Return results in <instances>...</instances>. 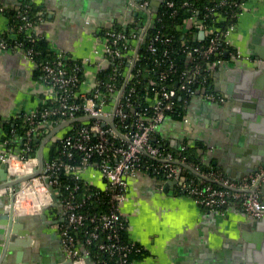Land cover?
<instances>
[{
  "label": "built area",
  "instance_id": "2783aa9c",
  "mask_svg": "<svg viewBox=\"0 0 264 264\" xmlns=\"http://www.w3.org/2000/svg\"><path fill=\"white\" fill-rule=\"evenodd\" d=\"M18 1L20 5L16 10L21 24L15 27L9 25L7 32L0 35V51L21 54L33 62L36 69L43 73L42 83L46 93L40 110L23 114L25 142L14 133L15 137L3 140L0 166H6L10 179L32 174L38 166V158L35 155L37 148L30 145L32 140L44 139L63 122L91 117L67 125L60 131L62 135L53 137L55 143H60L57 157L45 160L46 174H41L22 186L15 199L16 202L21 193L32 190L34 193H44L49 199L48 203L42 201L44 204L41 203L39 208H36L33 202L32 212L40 214L44 206L51 208L53 205L61 210V215L56 217L59 222L62 221L57 227V233L68 260L73 264H88L87 259H91L89 247L96 244L100 252L109 256L116 264H135L130 256L141 249L122 238L128 221L121 212V206L128 197V178L138 173L152 172L169 181H176L177 190L187 194L210 212L224 214L227 209L240 206L250 220L258 221L264 218V198L261 196L264 167H259L257 172L236 181L221 172H204L199 166L189 163L182 153L195 144L184 142L176 150L177 154H173L166 152L161 141L156 139L159 127L167 119L168 113L174 110L179 91L185 92L190 98H201L212 105L230 104L221 91L222 95H215L205 88L213 76L215 79L226 62H256L254 57L246 56L239 50L230 52L221 43V40H224L227 45H231L229 38L236 30L242 14L247 11L248 1L240 5L236 3L235 7L238 6L241 10L234 15L220 11L228 5L227 0H220L208 10L204 20L211 15L218 22L230 20V24L223 30L215 25H207L204 20L199 19V10L192 0H185L178 5L168 0H129L128 4H131L136 17L140 16L138 22L136 18L130 22H137L138 30L127 34L125 30L111 27L96 32L101 42V53L96 50L94 54L102 61L96 64L99 71L92 81H89L87 74L89 63H92L90 59L80 60L82 65L71 70L68 69L67 63L76 59L63 51H54L55 58L48 62L36 61L34 55L37 52L33 48H24L18 36L25 35L29 42L45 38L44 35L36 33L45 17V7L36 0ZM154 1L160 3L158 11L164 6L172 10L173 16L179 10L189 8L191 16L176 29L186 33L194 28L198 30L199 36L204 33L205 37L200 40L207 39L206 44L199 47L183 44L188 62L193 63L197 58L214 57L215 60L206 63L205 67L196 64L183 71L179 81L175 83V88H167L161 83L168 79L167 71L159 73V81L156 78L149 79L150 86H160L154 97L146 99V103L154 112L150 116L147 110L136 109L140 104L136 105L133 97L141 84V69L135 71L139 65V51L146 43L154 21L160 20L156 17L158 11H153ZM25 4L26 10L24 8L19 11ZM34 5L40 9L35 20H30L27 11ZM0 12H5L3 7ZM232 19L236 21H231ZM124 26L127 27L128 24ZM172 39L169 36L156 35L151 39L146 51L155 55L159 43L168 45ZM167 53L168 50H165L166 58ZM170 64V70L176 73L175 64ZM105 70L110 71L105 78H100V73ZM80 73L83 74L82 79L79 77ZM201 74L204 75L201 77ZM185 105L188 113L183 121L188 123L191 105L188 107L187 101ZM113 117L112 123L104 120ZM187 166L198 173V177L212 184L189 180L185 173ZM89 175L101 176L105 187H96L89 183L86 180ZM63 178L71 180L72 183L65 184ZM45 179L49 180L48 185ZM81 184L87 188L85 192L81 191ZM49 186L53 190H50ZM92 188L98 190L92 191ZM101 193L106 196L100 198ZM0 196L8 199L9 190H0ZM92 203H101L104 209L91 213L87 208ZM79 235L83 239H80Z\"/></svg>",
  "mask_w": 264,
  "mask_h": 264
},
{
  "label": "crops",
  "instance_id": "0c3cea01",
  "mask_svg": "<svg viewBox=\"0 0 264 264\" xmlns=\"http://www.w3.org/2000/svg\"><path fill=\"white\" fill-rule=\"evenodd\" d=\"M36 1L45 7V17L36 33L44 35L53 51H63L76 60L90 59L89 81L95 78L99 71L96 64L102 61L94 54L96 50L101 53L96 32L118 23L127 25L136 16L129 0ZM19 5L18 0H0L5 12L16 10ZM5 12H0V35L9 27ZM88 18L93 21L87 22ZM229 39L231 46L246 56L256 60L259 53L264 55V0H248L247 11ZM224 68L214 79L218 91L224 89L233 97H257L242 100L240 106L212 105L195 98L188 123L167 118L157 135L167 150L176 151L184 142H201V162L212 164L226 175L225 169L229 168L235 178L227 176L237 181L238 177H246L252 152L264 150V75H257V61L226 62ZM36 70L23 55L0 51L2 118H17L41 109L46 90L42 78L36 77ZM234 101L241 102L240 98ZM3 137L0 125V152ZM52 142L53 139L45 144L44 154ZM86 180L96 187H105L101 176L89 175ZM128 184V197L121 212L128 221V240L143 251L135 264L263 263L264 227L259 220H250L240 206H233L224 214L210 212L193 198L176 195L174 183L146 173L129 177ZM1 200L5 202L7 198L0 196ZM23 203L21 211L14 209V217L22 218L28 234L19 238L17 250L11 251L3 264H73L66 258L57 233L62 221L56 217L61 210L51 207L45 213L26 214ZM87 261L92 264L90 259Z\"/></svg>",
  "mask_w": 264,
  "mask_h": 264
},
{
  "label": "trees",
  "instance_id": "16d2710c",
  "mask_svg": "<svg viewBox=\"0 0 264 264\" xmlns=\"http://www.w3.org/2000/svg\"><path fill=\"white\" fill-rule=\"evenodd\" d=\"M168 1H173L177 5L180 3H183L185 0H168ZM220 0H192V3L198 8L199 14L198 17L199 19L204 20L205 14L208 13V10L215 6L216 3H218ZM228 5L225 7H222L220 9L221 13L228 12L229 15H234L236 13H240V7L236 6L235 4L238 3L240 5L243 2H246L248 0H227ZM27 4L22 5L20 10L25 8ZM38 6H32L30 9H28V17L30 20H35L36 14L39 11ZM26 10V8H25ZM9 25L12 27H15L17 25L21 24L20 19L18 18V10H9L5 12ZM191 16V11L189 8H184L179 10V12L173 16L172 15V10L167 9L166 7L162 6L160 10L158 11V14L156 17L160 18L159 21L155 20L152 27L150 28L148 32V39L144 45H142L140 51H139V65L135 69H141V84L137 87V91L135 93V96L133 97V102L140 106H136L137 110H147L148 114L150 116L153 115V111L150 109L148 104L146 103V99L149 97H154L156 93L159 92L160 86H150L149 84V79H157L159 81V73L162 71H167L169 74V77L167 80L161 82L163 86H166L167 88H175L176 85L175 83L179 81V76L182 74L183 71H186L192 67H194L196 64H200L201 66L205 67L206 63L209 62H214L215 58L211 57L209 59H196L193 63L191 61L188 62V58L186 55V52L184 51L183 44H186V46L189 47H199L204 44H206V40H200L199 38V32L198 30L191 28L188 30V32H180L176 29L177 26L181 25L186 19H188ZM233 17V16H232ZM136 21L138 22L140 20V16L136 17ZM207 25H215L218 28H222L225 30V28L230 24V20L228 22H222V21H217L214 16L211 15L208 18L204 20ZM231 21H236L232 19ZM137 22L135 24H128L127 27L124 25H121V23L115 24L113 28L115 29H122L125 30L127 34H130L133 30H138L136 28ZM142 23V22H141ZM156 35L160 36H169L172 37V42L169 43L168 45H163L161 43L158 44V52L155 55H151L149 52L146 51V48L148 44L150 43L151 39L154 38ZM19 41L24 44V48H33L37 53L34 55V58L36 61L40 63L48 62L50 60H53L55 58V52L52 50L50 47L49 42L45 39H38L34 42H29V40L26 38L25 35L20 34L18 36ZM221 43L223 47L228 49L230 52H234L236 49L231 46L227 45L224 40H221ZM165 50H168L167 53V58L164 56ZM170 63L175 64V68L177 70L176 73L174 71L170 70ZM81 61L80 60H70L67 63L68 69L76 68L77 66H80ZM110 70H105L100 73V78H105L107 74L109 73ZM36 77L37 78H42L43 73L40 70H36ZM204 74H201V77ZM80 79H82L83 74L80 73L79 75ZM212 85V86H211ZM193 87V86H192ZM195 87H193L194 89ZM206 91L209 93H213L215 95H222L220 91L216 89L215 83H214V76L213 78L209 81V85L206 86ZM207 92V93H208ZM187 101L188 107L193 104L194 99L190 98L186 95L185 92L179 91V94L177 98L175 99V107L174 110L168 113L167 118L168 119H174L177 121H182L184 117L187 115L188 110L187 106L185 105V102ZM0 125L2 126V130L4 133L3 140L7 138H11L12 136L17 135L18 138L24 143L25 142V119L24 115H20L17 118H12V119H6L2 118L0 116ZM14 133V134H13ZM58 135H62V132H60ZM157 140L161 141L159 136L156 138ZM42 140H32L30 145L35 146L37 148L35 155H37V152L39 151L40 145L42 143ZM20 143V141H19ZM21 145H24V144ZM162 144V143H161ZM204 148V145L201 142H195V146L192 148L187 149L185 152L182 153V156H185L188 160L189 163L199 166L204 172H221L224 175H226L223 171L219 170L217 167L211 165H205L201 162V156L198 152L199 149ZM60 150V143L59 142H52L48 144L45 147V154L44 158L47 159H54L57 157L58 153ZM166 152L168 153H173L177 154V151L175 150H167L165 149ZM148 159V158H147ZM186 176L189 180H193L196 183H201L204 181L205 184H212L210 181L203 180L202 178L198 177L195 175L192 171L189 169L185 170ZM148 175L156 177V178H164L163 176H157L154 173L150 172ZM227 176V175H226ZM63 181H65V184H70L72 183L71 180L63 178ZM218 186L217 184H214ZM87 190L86 187H84L81 184V191L85 192ZM98 189L92 188V191H96ZM175 194L176 195H186L183 192H180L179 190L175 189ZM106 196L105 193H101L100 198H104ZM104 209L101 207V203H92L91 205L88 206L87 210L89 212H94V211H99ZM53 211L56 212L57 209L53 208ZM128 229V225H127ZM127 229L123 232L122 238L125 242H130L127 238ZM80 239H83L79 235ZM137 248H140V246L136 245ZM90 252H91V261L92 264H116L114 260H111L109 256L104 255L100 252L98 246L96 244L92 245L89 247ZM141 249V248H140ZM143 251L142 249L139 252H133L131 254L130 259L135 262V259L142 255Z\"/></svg>",
  "mask_w": 264,
  "mask_h": 264
},
{
  "label": "water",
  "instance_id": "95a60500",
  "mask_svg": "<svg viewBox=\"0 0 264 264\" xmlns=\"http://www.w3.org/2000/svg\"><path fill=\"white\" fill-rule=\"evenodd\" d=\"M159 2L154 1L153 5V11L156 12L158 11L159 7ZM91 18H88L87 22H92ZM200 39H203L205 37L204 33L200 34ZM227 57V53H226ZM257 64H258V70L257 75H264V55L259 53V57L256 58ZM225 68L223 67L220 71L219 74L223 73ZM220 91L225 95V97L230 101L231 106H236V105H242V100H249L251 97H257L256 94L254 96L251 95H242L239 96L238 94H235L234 97L233 95H230L226 90L221 89ZM253 95V93H252ZM241 100V102H236L234 101L235 99ZM234 99V100H233ZM246 106V103L244 104ZM248 106L251 107V104ZM85 119H91V117L87 118H80V119H75L67 122H63L59 124L57 127H55L43 140L41 147L39 148V151L37 152V158H38V166L37 168L33 171L32 174H27L25 176H21L18 178L10 179L7 174V168L5 165L0 166V190L2 189H8L9 190V198L3 202L2 200L0 201V264L4 263L5 257L8 256L11 251L17 250V242L19 241V238L25 236L28 234L27 230L25 229V226L21 222L22 218H17L14 217L13 213V207L15 204V199H16V194L20 191V188L22 186H25L29 181L39 177L41 174H46V167H45V158H44V146L45 144L52 140L53 137L58 134L63 128H65L67 125L74 123L78 120H85ZM105 121H109L112 123V120H114V117L111 119L104 118ZM254 154L253 159L251 161V165L249 168L246 170L244 176H249L252 173H255L258 171L259 167H264V150H261L259 152H252ZM258 154V155H257ZM189 170H191L195 175H198V173H195L194 170L190 167L187 166ZM225 172L229 177H232L233 179L235 178L234 174L231 172L229 168L225 169ZM245 177H238V180H241ZM172 183H176V181H170ZM45 183L48 185L49 180L45 179ZM50 190H53L51 186H49ZM261 196L264 198V186L261 188ZM56 207V205H53ZM50 208V206H44L42 209V213H45V210ZM259 224L264 227V218L259 220ZM261 227V228H262ZM264 263V260H262ZM70 262H72L70 260ZM261 261H258L257 264H263Z\"/></svg>",
  "mask_w": 264,
  "mask_h": 264
},
{
  "label": "bare ground",
  "instance_id": "6f19581e",
  "mask_svg": "<svg viewBox=\"0 0 264 264\" xmlns=\"http://www.w3.org/2000/svg\"><path fill=\"white\" fill-rule=\"evenodd\" d=\"M32 198L34 199L36 208H39V205L41 203H43L42 201H44L45 203H48V201H49V199L46 198L44 193H36V192L34 193L32 190L31 191L28 190L27 192H23L18 196V199L15 202L14 207H13V213H14V209H15V212L21 211V204L25 200H29ZM22 210H24V212H26V209H23V207H22Z\"/></svg>",
  "mask_w": 264,
  "mask_h": 264
},
{
  "label": "rangeland",
  "instance_id": "374dc122",
  "mask_svg": "<svg viewBox=\"0 0 264 264\" xmlns=\"http://www.w3.org/2000/svg\"><path fill=\"white\" fill-rule=\"evenodd\" d=\"M34 202L33 199H29V200H25V202L23 204L26 205L25 209H26V214H32V210H31V206L32 203Z\"/></svg>",
  "mask_w": 264,
  "mask_h": 264
}]
</instances>
